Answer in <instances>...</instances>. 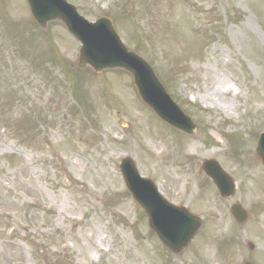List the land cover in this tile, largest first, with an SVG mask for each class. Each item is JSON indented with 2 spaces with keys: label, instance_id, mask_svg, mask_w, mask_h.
<instances>
[{
  "label": "rangeland",
  "instance_id": "obj_1",
  "mask_svg": "<svg viewBox=\"0 0 264 264\" xmlns=\"http://www.w3.org/2000/svg\"><path fill=\"white\" fill-rule=\"evenodd\" d=\"M66 1L90 22L109 17L201 131L164 125L125 72L76 70L81 44L61 23L44 32L25 0H0V264H264V0ZM128 157L203 219L179 257L128 193ZM206 160L235 181L233 198Z\"/></svg>",
  "mask_w": 264,
  "mask_h": 264
},
{
  "label": "water",
  "instance_id": "obj_2",
  "mask_svg": "<svg viewBox=\"0 0 264 264\" xmlns=\"http://www.w3.org/2000/svg\"><path fill=\"white\" fill-rule=\"evenodd\" d=\"M27 2L32 17L42 30L47 31L50 23L60 22L82 44L77 69H90L95 74L108 70L130 73L140 98L162 121L188 135L196 136L200 133L191 118L168 97L151 66L121 42L109 18L103 17L90 23L66 0ZM258 153L264 163V135ZM203 168L224 198L233 195L234 182L216 161L204 162ZM120 169L129 192L146 212L150 229L167 250L175 256L180 255L201 229L202 220L186 208L168 203L151 180L141 178L131 158L124 159ZM233 214L239 223H244L247 219L240 206L233 208Z\"/></svg>",
  "mask_w": 264,
  "mask_h": 264
}]
</instances>
